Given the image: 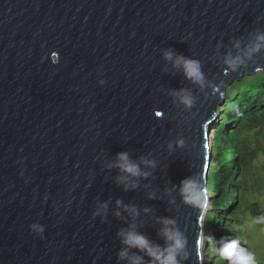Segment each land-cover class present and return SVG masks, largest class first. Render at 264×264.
<instances>
[{
  "label": "water",
  "instance_id": "water-1",
  "mask_svg": "<svg viewBox=\"0 0 264 264\" xmlns=\"http://www.w3.org/2000/svg\"><path fill=\"white\" fill-rule=\"evenodd\" d=\"M259 37L264 0H0V264H158L129 233L204 264L209 132Z\"/></svg>",
  "mask_w": 264,
  "mask_h": 264
},
{
  "label": "trees",
  "instance_id": "trees-1",
  "mask_svg": "<svg viewBox=\"0 0 264 264\" xmlns=\"http://www.w3.org/2000/svg\"><path fill=\"white\" fill-rule=\"evenodd\" d=\"M230 86L225 102L217 107L218 120L210 134L207 188L212 190L204 219L208 237L204 251L209 264H231L222 249L225 243H234L237 251L252 254L258 264H264L260 247L264 205L258 210L252 200L264 196V70Z\"/></svg>",
  "mask_w": 264,
  "mask_h": 264
},
{
  "label": "clouds",
  "instance_id": "clouds-1",
  "mask_svg": "<svg viewBox=\"0 0 264 264\" xmlns=\"http://www.w3.org/2000/svg\"><path fill=\"white\" fill-rule=\"evenodd\" d=\"M259 39L264 40V37H259ZM259 48V45H257V49ZM166 59H171V53L166 54ZM180 61H183V67L186 73V76L190 79H194L195 81H199L202 79V74L200 73L199 64L196 61L187 60L183 57L178 58V63ZM181 102L185 104L186 106H191L192 99L190 96H183L181 97ZM217 111V109H216ZM210 137V134H209ZM210 147L211 151V144H207ZM211 153V152H210ZM119 160L121 161L120 167L127 173L132 174L133 176L138 175V169L135 164L130 163L127 157L126 153H120L119 154ZM210 167V165H209ZM184 184L189 185V189H191V183L189 181H185ZM208 190V188H207ZM211 190H208L209 195ZM203 199V197H201ZM210 203V202H209ZM208 203V208H209ZM208 212V211H207ZM204 231L206 230V226L204 224ZM206 233H203V238H206ZM169 240L172 241V244L168 247L167 250H160L159 248H153L147 239L143 237L142 235L136 234V233H129L127 236V239L125 240V243L135 246L144 250H147L150 252L152 257L155 261L158 262V264H178V261L176 259L177 252L182 249L184 245V241L180 239L178 236H168ZM205 240H203V253L205 248ZM223 252V258H227L231 264H258L257 258L252 254H246L242 251H237L234 247V243H225L222 249ZM125 253H121V256H124ZM139 258H137V261Z\"/></svg>",
  "mask_w": 264,
  "mask_h": 264
},
{
  "label": "rangeland",
  "instance_id": "rangeland-1",
  "mask_svg": "<svg viewBox=\"0 0 264 264\" xmlns=\"http://www.w3.org/2000/svg\"><path fill=\"white\" fill-rule=\"evenodd\" d=\"M262 70H264V69H262ZM259 71H261V70H259ZM257 72V71H256ZM243 78V77H242ZM239 80H241V79H239ZM239 80H234V81H239ZM233 81V82H234ZM233 82H230L229 84H227V86H226V88H225V91L227 90V89H229L231 86V84L233 83ZM224 91V92H225ZM226 97H227V95H225V99H226ZM221 105V104H220ZM220 105H218L217 107H219ZM218 114H219V112H218ZM218 118V117H217ZM216 118V121L218 120ZM212 130H213V128L211 127V129H210V132H209V134H212ZM209 190H212V188L211 187H209ZM256 200L257 201V204H258V210H260L261 208H262V206L264 205V196L263 195H261V196H258V197H253V199L252 200ZM251 200V201H252ZM262 210V212H261V214H264V207L261 209ZM248 211H250L251 213H253L254 214V212H253V208H249L248 209ZM254 211H255V209H254ZM256 212V211H255ZM250 213V214H251ZM263 230V229H262ZM204 233H205V231H204ZM261 243L262 244H260V247L261 248H264V235L262 236V241H261ZM210 260V257L208 258L207 257V255L205 254V251H204V253H203V262H204V264H209V261Z\"/></svg>",
  "mask_w": 264,
  "mask_h": 264
}]
</instances>
